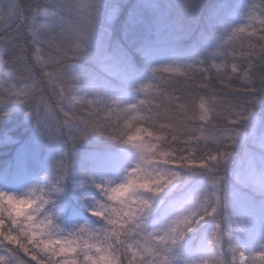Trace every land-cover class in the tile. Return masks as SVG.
<instances>
[{
	"label": "snow or ice",
	"instance_id": "snow-or-ice-1",
	"mask_svg": "<svg viewBox=\"0 0 264 264\" xmlns=\"http://www.w3.org/2000/svg\"><path fill=\"white\" fill-rule=\"evenodd\" d=\"M6 3V10L0 8V25L11 29L12 23L17 24L16 35L7 37L16 43L17 52L15 61L9 62L13 65L15 82L6 81L7 99L0 98V104H27L45 134L53 121L61 127L62 113V126L68 128L73 142L105 129L114 140L141 152L142 158L144 154L156 153L148 155L145 163L160 162L173 167L167 174L154 175L137 164L127 171L122 182L98 185L108 201L98 202L93 209L96 216L106 221L102 239L97 238L101 232L88 226H82L77 233L54 234L50 218L40 215L47 203L43 191L33 188L24 196L0 191V264H171L166 253L192 232L199 221L217 214L220 198L217 195L215 203H201L196 211L176 216L167 230L148 231L145 218L153 198L181 177L175 166L206 168L211 173L231 156L229 149L238 142L250 143L251 148L237 179L252 191L264 193V129L258 135L255 129L253 134L245 135L239 128L252 116L254 94L264 89V6L257 5L247 23L223 36L209 58L197 63H161L153 67L152 77L138 89L146 94L145 99L139 105L120 106L117 101L96 103L95 100H103L99 91L94 92L95 99L80 102L71 95V80L60 71L71 51L63 37L80 35L82 29L92 31L97 0H49L56 6L50 19L60 26L61 38L43 39L33 26L34 9L26 15L27 7L19 0ZM194 7V0H185L186 12L190 14ZM48 11L45 9V14ZM21 27L32 36L34 64L27 63L28 49ZM44 46L51 51L45 52ZM144 55L150 59L152 53ZM16 62L23 71L16 67ZM35 66L41 69L39 76L34 72ZM128 71L134 74L137 70L129 64ZM162 73L176 75L165 80ZM40 78H46L51 85L55 106L52 100L35 97ZM152 91L156 93L154 96ZM240 93L246 94L247 99L238 98ZM34 98L37 102L32 104ZM65 106L83 114L75 111L70 114L64 110ZM125 129L132 131L125 134ZM162 143L167 147H162ZM212 185L219 187L218 177L212 180ZM53 189L61 191L55 185ZM140 193H150L152 198ZM185 203L178 199L174 208L180 209ZM188 203L196 205L197 201ZM220 227L217 222L210 233L216 244L213 248L209 243L204 264H257V259L264 264V245L247 255L245 251L229 249ZM21 253L30 255L31 260L24 259Z\"/></svg>",
	"mask_w": 264,
	"mask_h": 264
},
{
	"label": "rangeland",
	"instance_id": "rangeland-1",
	"mask_svg": "<svg viewBox=\"0 0 264 264\" xmlns=\"http://www.w3.org/2000/svg\"><path fill=\"white\" fill-rule=\"evenodd\" d=\"M174 1L175 0H97L95 22L88 43L95 41L93 40L95 38L101 40L104 34L110 31L109 25L111 21L124 5L128 15L134 13L135 9L140 8V6H154V10L157 13L167 14L174 11ZM46 4L45 8L35 9V22L33 26L37 28V36L41 39L53 36L58 28V25H54L50 19V16L56 10L55 4L49 3V0H47ZM45 9L49 10L47 14L44 12ZM199 9L200 5L194 10V13ZM255 9V0H234L230 4H223L219 8H214L210 11V14L214 16L218 22L217 31L211 36H208L207 39L201 41L202 44L199 48L196 47L190 51V53L184 55L170 45L148 44L142 49L143 56H145L144 53L148 52L152 53V55L150 59L144 57V65L142 67L134 66L137 70L134 74L128 71L127 66L124 67V70H121L120 73L114 75L109 74L110 72L98 73L90 79L86 89L89 90L90 93L99 91L104 100L117 101L120 106L135 103L139 105V101L145 99L146 94L138 89L141 84L147 82L152 77L151 69L153 67L161 63L181 65L197 63L200 60L209 58L210 53L216 48L219 40L230 33L234 27L247 23L248 17ZM28 35L32 40L31 34L28 33ZM130 47L134 48L133 43L130 44ZM44 49L45 52L51 51L47 46H44ZM130 50L132 51V49ZM3 52H6V57H9L8 49H4ZM119 64V67L124 65L122 63ZM163 74L164 73L161 74L163 77L170 76ZM171 75L175 76L176 74ZM1 92L5 93V91L0 89V93ZM153 92L155 91H152L151 95H153ZM6 114L7 115L0 116V118L4 117L2 121L7 123L12 122V119L9 121V117H12L13 114L11 112H7ZM42 114L41 120L44 118ZM257 114L258 113L252 112V116L249 118H253ZM23 120L25 123L27 122L31 123V125H35V129L31 133L32 145H40L42 143L41 134L47 139V135L42 132L37 122L36 114L28 115L26 118H23ZM9 129V126L8 128H3L0 138H2V141L6 139L8 145L12 143L13 146L17 145L16 140L8 133L10 131ZM65 129L68 130L67 127H65ZM253 129L256 130V133L261 131L258 130V127ZM251 134H253V130ZM82 138L86 137L83 136ZM49 141H51L52 147L51 150L47 151L46 149L45 157L47 156L46 158L52 161H56L58 158H60L61 161L67 160V170L58 169L59 177L54 179L51 176L39 175L32 167L26 166L21 173L16 174L11 172L0 175V191L14 193L17 196H24L33 188H37L41 185L47 187L50 182L55 183L57 179H59L62 190L54 194L53 204L49 205V207L59 219L61 225L73 233H75L77 227L88 226L99 228L104 226L106 221L103 217L93 215L89 211L90 208H95L94 205L97 202H103L105 199L101 197L100 192L95 187V183L101 180H110L117 183L123 181V162L132 152L131 145L122 144L119 151L113 153L111 158L99 163L100 159L97 157L96 159L89 151L86 150V152L84 149L73 146V141H70L71 143L68 140L66 142L60 139H49ZM17 146V150L13 152V154H16V152H24L25 143ZM249 148L251 147L243 149L239 156L240 158L236 159L234 162L233 167L235 171L233 170L231 178L228 179L229 183L226 188V203L219 206L217 212V214L223 216V227L227 233L226 237H224L226 246L229 249L235 248L245 251L246 255L252 251L260 250L261 245H264V199L260 198L259 195H253L249 187L241 185L239 182H233V177L237 176L238 173L242 171L243 162L246 157L245 153ZM42 157H44V155ZM85 158H89V162L88 159L85 160ZM82 160H85L87 165L91 167L85 169V161L83 162ZM80 163L84 164L83 171L80 170V165H82ZM199 181L201 180L196 179L192 181L180 192L185 194H196V186L199 184ZM206 183L208 184L209 180ZM174 184L175 181L169 188H172ZM206 185L204 186L206 187ZM166 192L167 189L163 192V197L166 196V200L163 198H161V200L160 197H156V202H153L152 208L145 218V226L148 231L160 230L165 223L163 219L164 210L161 208V204L167 208L175 197V193L165 195ZM216 215L213 217H206L204 220L199 221L194 226L193 231L187 233L185 237L174 246L175 258L178 261H181L183 264V262L191 260L192 264H198L201 258H207L206 249L209 243V234L216 222ZM171 218L173 217L169 215V219ZM21 255L24 256V259L31 260L30 255H25L23 253H21ZM56 259L59 260L60 257H56ZM257 264H260L258 259Z\"/></svg>",
	"mask_w": 264,
	"mask_h": 264
},
{
	"label": "trees",
	"instance_id": "trees-1",
	"mask_svg": "<svg viewBox=\"0 0 264 264\" xmlns=\"http://www.w3.org/2000/svg\"><path fill=\"white\" fill-rule=\"evenodd\" d=\"M232 1L234 0H194L195 7L190 14L185 11V0H175L173 4L175 6L174 11L167 14L157 13L154 10V6H140V8L135 9L134 13L128 15L124 5L111 21L109 25L110 31L105 33L101 40L95 38L93 39L95 41L88 43L85 55L80 57H69V61L64 63L61 72L65 77L71 80L72 94L79 97L84 93H90L89 90L86 89V86L95 74L110 72L109 74L114 75L124 70V67L127 66L128 68L129 64L135 67H142L145 59L142 49L148 44L170 45L179 53L186 55L194 48H199L202 44L201 41L216 33L218 22L216 18L210 14V11L214 8H219L223 4H230ZM6 2L7 0H0V8L6 10ZM19 2L27 7L26 15H30V10L32 9L38 10L42 7L45 8V5H47V0H19ZM199 5L200 9L194 13V10L198 8ZM255 5L256 7L257 5H264V0H255ZM16 27V23L11 24V29L6 28L4 25H0V57H2V59H0V89L3 91L7 87L6 81L11 79L15 82L13 65L9 62H13L16 59L15 54L17 52V45L12 40H8L7 37L16 35ZM20 31L24 35V41L28 49L27 55L29 59L27 63L34 64L31 55L33 51L31 38L26 28L21 27ZM131 43H133L134 48L130 47ZM4 49L9 50V57H6V52H3ZM130 49H132V51ZM69 55L71 56V54ZM119 63L125 66L122 65L119 67ZM16 67L23 71L19 62H16ZM40 71L41 69L39 66L34 67V72L37 76H39ZM164 74L171 75L170 73ZM167 77L163 78L166 80ZM167 86V84H164V87ZM155 94L156 93L153 92V96ZM7 95L6 92H1L0 98L7 99ZM39 96L52 100L53 106H55V97L51 90V85L46 78H40L39 80V87L36 90L35 97L38 98ZM254 96L255 99L251 102L252 112L258 114L239 125L241 132L245 135H250L253 128L258 127L259 131L264 128V89L258 90ZM238 98L247 99V96L246 94L240 93ZM36 102L35 98L31 101L32 104ZM64 110L69 111L70 114L72 111H75L78 115L83 114L80 113L79 110H70L67 106H65ZM7 112L13 114L12 117H9V121L12 119V122L7 123L2 121L4 117L0 118V136L3 132V128H8L9 126L10 131L8 133L16 140L17 145L25 143L26 146L24 152H16V154H13L18 146H13V143L8 145L6 139L2 141V138H0V175L11 172L18 174L21 173L26 166H30L39 175L51 176L54 179L58 178V169L65 170L58 165L63 164L68 168V161H61L60 158L56 159V161L49 160L46 158L47 156L45 157V152L46 149L48 151L51 150L52 147V143L49 139H60L66 142L67 140L69 142L72 140L69 136V130L62 126L63 114H59L61 127L58 128L56 122L53 121L46 134L47 139L41 134L42 143L40 145H32L31 133L34 131L35 125H31V123L27 122L25 123L23 118H26L28 115H34L35 113L24 103L0 104V113H2V115H7ZM42 113L43 109L41 111V114ZM134 114L135 113H133V115ZM144 126L147 127V124ZM258 134L259 133H256V135ZM85 137L86 138H81L79 141L77 140L74 146L89 151L92 156L100 159L99 163L111 158L113 153L119 151L122 145L112 137L100 134L99 132H90ZM248 147H251L250 143L238 142L229 149L232 153L231 156L221 164V166H226L228 179L231 178L233 170L235 171L233 167L234 162L236 159L240 158L239 156L243 149ZM43 155L44 157H42ZM87 159L89 162V158H85V160ZM85 160L82 161L84 162ZM84 163L85 169L91 167L87 165L86 161ZM83 165L84 164L80 165V170L82 171ZM168 166L173 167L171 165ZM175 170L181 173V177L175 181V188L172 187L174 189L173 193L180 192L192 181L200 179L201 181H199V184L196 186V193H198L205 187L204 185H206V182L209 180L210 172L206 168L189 169L186 166H175ZM163 195V192L157 194L153 198V202H156L155 199L157 200L158 197L166 200V196L163 197ZM206 257L208 258V254Z\"/></svg>",
	"mask_w": 264,
	"mask_h": 264
},
{
	"label": "clouds",
	"instance_id": "clouds-1",
	"mask_svg": "<svg viewBox=\"0 0 264 264\" xmlns=\"http://www.w3.org/2000/svg\"><path fill=\"white\" fill-rule=\"evenodd\" d=\"M262 6H264V5H262ZM90 33L91 32L87 31L86 29H82L80 35H77L75 37H72V36L63 37L66 41L67 47L71 50L69 53V54H71V56L69 55L70 57H80V56L85 55V52L88 48V41H89ZM53 36H56L57 38H61L60 26H58V28L55 31V34ZM73 52L75 53V56L72 55ZM68 61H69V59H67L63 62L61 69L63 68L64 63H67ZM61 69H60V71H61ZM71 95L73 97H75L77 100H79L80 102H86L89 99H95L94 93H84V94L80 95L79 97H76L71 92ZM138 100H139V98H138ZM105 101L106 100H104V99L103 100H95V102L98 104L105 102ZM135 104H137V103H135ZM124 131L126 134L128 131H132V129H125ZM95 132H99L100 134H104V135L111 137L110 135H108L106 133L105 129H101V130L95 131ZM121 139H123V137H121ZM145 139H149V138L145 137ZM74 144H75V142H73V146H74ZM121 144H123V143H121ZM161 146L167 147V145L163 144V143ZM131 148H132L131 154L123 162L124 178L127 174V171L132 169V168H135L137 166V164L141 165L143 168L147 169L148 171H150L154 175L161 173V172L167 174V172L170 170V167L164 163H160V162L145 163L148 155H156V153L144 154V157L142 158L141 152L137 151V149H135L132 146H131ZM217 177L219 178V187L218 188H216L212 185V180L214 178H217ZM108 181H110V180H108ZM108 181L101 180L100 182L95 183V187L100 192L101 197L105 198L103 200L104 203H108V201H107V198L105 197L104 192L101 190L100 187H98V185L105 184ZM233 182H239L241 185H244L243 183H241L237 179V176L233 177ZM112 183H117V182L112 181ZM228 183H229V181H228V173L226 171V166L219 165V166L215 167V171L209 173V183L206 185V187L202 188L198 193H196V194H185L182 192H176L173 201L168 205L167 208H165L164 205L161 204V208L164 210L163 219L165 220V223L162 227V230H167V228L172 224V222L174 221L176 216L190 214V210L196 211L199 208V205L201 203H207V204L215 203L217 195L220 198L219 206L225 204L226 203V196H227L226 188H227ZM53 185H55L57 188L62 190V186L60 184L59 179H57V181L55 183L50 182L47 187L41 185V186L36 188L37 192L43 191V195H44L45 199L47 200V203L44 205V208L41 210L40 215L50 218L51 227H52V231L54 234H58L61 236L68 235L69 233H73V232L68 231L67 229H65L61 225L59 219L55 216L54 212L49 207V205L53 204L54 194L60 192V191H55L53 189ZM249 190L252 192L253 195H259L260 198L264 199V193L254 192V191H252V189L250 187H249ZM172 193H173V188H167V192L165 193V195H170ZM140 195H144V196H148V197L152 198L150 193H140ZM178 199L184 200V201H186V203H185L184 207H182L180 209H175L174 208V202L177 201ZM192 200L197 201L196 205H192L191 203H188L189 201H192ZM97 206H98V202L94 205V207L96 208ZM89 211L93 215H95V213L93 212V208H90ZM105 215H107V213ZM169 215H171V217H173V218L169 219ZM215 220H216V222L214 224V227L212 228V231L215 229L216 223L219 222V224L221 226L220 232L222 233V235L224 237H226L227 233H226L225 228L223 227V224H224L223 216L217 214L215 217ZM105 226H106V223L104 226L99 227V228H93V227H89V228H92L93 230H95L97 232H101V230ZM81 228L82 227H77L75 233L79 232ZM97 238L102 239L103 233L101 232L100 237H97ZM209 243L211 244V246L213 248H215L216 242L214 240H211L210 234H209ZM166 255L168 256L169 260L171 261V264H182L181 261H178L175 258L174 248L171 252L166 253ZM205 259H207V258H201L198 261V264H204ZM183 264H192V261L187 260V261L183 262Z\"/></svg>",
	"mask_w": 264,
	"mask_h": 264
}]
</instances>
